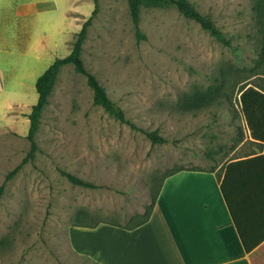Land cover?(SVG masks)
<instances>
[{
  "label": "rangeland",
  "instance_id": "rangeland-1",
  "mask_svg": "<svg viewBox=\"0 0 264 264\" xmlns=\"http://www.w3.org/2000/svg\"><path fill=\"white\" fill-rule=\"evenodd\" d=\"M190 1L231 46L173 4L142 6L141 37L127 0H99L82 57L136 127L95 104L86 76L66 64L40 119L39 150L7 178L30 150L28 114L38 77L71 51L95 3L0 0V264H93L74 252L68 235L82 208L95 219L126 224L145 215L167 172L224 161L218 153L233 145L232 118L242 110L238 88L231 100L197 113L175 103L183 92L211 84L228 64L237 68L233 79L249 77L246 87L264 88L253 0ZM22 3L33 4L34 13L20 15ZM143 129L167 141L153 143ZM62 169L100 187L75 185Z\"/></svg>",
  "mask_w": 264,
  "mask_h": 264
},
{
  "label": "crops",
  "instance_id": "crops-1",
  "mask_svg": "<svg viewBox=\"0 0 264 264\" xmlns=\"http://www.w3.org/2000/svg\"><path fill=\"white\" fill-rule=\"evenodd\" d=\"M34 11L31 3L18 7L22 16ZM232 123L233 145L218 153L223 162L167 175L150 219L140 226L70 225L74 252L93 264H264V239L250 251L243 240L264 234V138L252 133L243 110ZM231 164L237 221L221 190Z\"/></svg>",
  "mask_w": 264,
  "mask_h": 264
},
{
  "label": "trees",
  "instance_id": "trees-1",
  "mask_svg": "<svg viewBox=\"0 0 264 264\" xmlns=\"http://www.w3.org/2000/svg\"><path fill=\"white\" fill-rule=\"evenodd\" d=\"M129 6V12L132 17L134 26L136 28L137 34L144 37V34L140 29V15L142 6H161L164 4H173L178 10L187 18H190L199 25L207 30L211 35H213L218 41L226 46H231V39L226 36L223 30L216 25L215 21L203 14L190 0H127ZM95 7L90 14V16L83 22L81 29L78 31L77 36L73 42L71 51L63 56L57 57L54 61L47 67V69L38 77L36 81V90L38 92L37 102L31 107V111L28 114L30 121L29 130L27 138L30 141V150L27 156L24 158L22 163L17 165L12 169L7 178L15 175L22 165L28 161L29 158L35 156L37 150H39V145L36 141V134L40 127V119L42 117L45 107L49 103L50 95L53 92L56 81L58 79L59 72L61 68L66 64H73L76 72L81 73L86 76L89 86L93 89V100L97 105L102 106L105 111H107L111 116L117 120L127 123L132 127H136V124L127 118L125 111L121 106H119L108 94L106 87L99 81L97 76L90 71L83 60L82 51L83 44L87 38L88 28L92 24L93 18L97 15L99 11V0H94ZM253 19L255 21L256 38L262 46L261 55L264 56V0H253L252 5ZM219 73L214 75V80L211 84L207 86H196L191 91L183 92L179 96L175 103V109L181 112H192L197 113L204 111L210 107L220 104L223 99H232L235 88H238L240 92L239 100L242 105V110L247 119V123L254 135L264 138V120L259 115H264V88L258 89L255 86L246 87V80L249 78L243 76L241 78L233 79V75H237V68L234 64H228L227 66H220ZM244 82V83H242ZM143 131L150 137L153 143H164L167 139L159 134L155 130H144ZM181 168L175 169L173 171L167 172L163 177L160 186L157 188L156 194L154 195L149 208L147 209L145 215L141 218L127 221L123 224L117 221H109L106 219H95L91 212L82 208L79 211V215L72 225L78 226H88L94 227L101 222L110 223L117 226L126 227L129 229L135 228L147 222L152 214L153 208L155 206L157 197L159 195L163 180L169 174L179 171ZM61 173L68 177V179L75 185H80L84 187L97 188L100 187L99 184L86 180L72 172L62 169ZM5 183L0 185V198L4 193ZM221 190L224 197L228 203L230 211L237 221L235 214V208L233 205V197L236 195L235 188L232 181V164L227 168L225 176L221 180ZM239 226V225H238ZM264 239V234H262L255 241H248L244 237V245L247 251L252 250L258 243Z\"/></svg>",
  "mask_w": 264,
  "mask_h": 264
}]
</instances>
